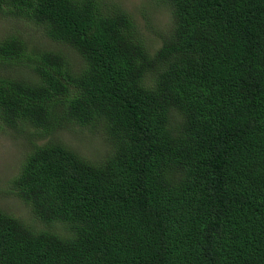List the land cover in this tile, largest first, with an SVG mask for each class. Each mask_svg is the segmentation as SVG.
<instances>
[{
  "label": "trees",
  "instance_id": "trees-1",
  "mask_svg": "<svg viewBox=\"0 0 264 264\" xmlns=\"http://www.w3.org/2000/svg\"><path fill=\"white\" fill-rule=\"evenodd\" d=\"M151 1L150 46L104 0H0L58 46L0 40V129L27 150L0 201L44 227L0 202V264H264V0Z\"/></svg>",
  "mask_w": 264,
  "mask_h": 264
},
{
  "label": "rangeland",
  "instance_id": "rangeland-1",
  "mask_svg": "<svg viewBox=\"0 0 264 264\" xmlns=\"http://www.w3.org/2000/svg\"><path fill=\"white\" fill-rule=\"evenodd\" d=\"M108 4L107 7L111 9L112 5H116L127 12L133 19L139 29L140 34L148 41V45H156L159 40L156 33L146 30L148 25L143 19V14L148 16L149 21L154 22V27L160 31L168 26L169 13L164 10L163 5L156 3L153 6L151 0H104ZM0 13V40L9 35H22L27 39L29 46H38V48L54 49L56 43L42 37L34 31L32 24L25 19H16L10 17H1ZM65 49V48H63ZM73 52L70 53L72 55ZM70 55L68 57L74 60ZM77 60V59H75ZM74 60V61H75ZM7 68H10L8 66ZM76 129L66 128L59 133V140L71 147L77 148L78 152L87 156L94 157L103 151V142L101 138L100 129L90 128L84 133L75 132ZM7 130L0 129V187L5 186L9 178L15 177L20 171V160L24 159L26 153L24 140H21V146L17 147L12 144V140L8 136ZM50 136H45L37 140L38 144L43 143ZM2 205L9 207L14 215H20L22 220L27 221L33 229L44 228L42 224L35 218L32 212L28 211L22 204H18L17 200L9 199L7 201H0Z\"/></svg>",
  "mask_w": 264,
  "mask_h": 264
}]
</instances>
